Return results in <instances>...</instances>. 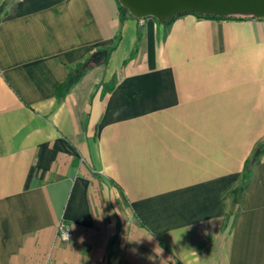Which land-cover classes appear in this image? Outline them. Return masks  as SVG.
<instances>
[{"label":"crops","instance_id":"crops-1","mask_svg":"<svg viewBox=\"0 0 264 264\" xmlns=\"http://www.w3.org/2000/svg\"><path fill=\"white\" fill-rule=\"evenodd\" d=\"M4 1L0 264H264V19Z\"/></svg>","mask_w":264,"mask_h":264},{"label":"water","instance_id":"water-1","mask_svg":"<svg viewBox=\"0 0 264 264\" xmlns=\"http://www.w3.org/2000/svg\"><path fill=\"white\" fill-rule=\"evenodd\" d=\"M138 18L168 20L176 15L193 13L227 17L251 15L264 19V0H119Z\"/></svg>","mask_w":264,"mask_h":264},{"label":"trees","instance_id":"trees-1","mask_svg":"<svg viewBox=\"0 0 264 264\" xmlns=\"http://www.w3.org/2000/svg\"><path fill=\"white\" fill-rule=\"evenodd\" d=\"M11 0H5L4 3L5 5H7ZM14 1V0H13ZM118 4H119V11H120V15H121V19H124L125 17V12H129V9L126 8L125 6H123L119 0H117ZM195 15L199 18L202 19H214V20H243V19H248V18H255L254 16L251 15H230L227 17H219V16H212V15H199V14H193V13H184L181 15H176L174 17H171L168 20H160V19H156L160 22H164L166 24H171L173 23L177 18L184 16V15ZM114 50L113 49H108L104 52H101L100 54H97L96 57H92L89 60H87L85 63L79 65L76 69V72H78L79 76L81 77L82 75H84L88 70H90L91 68L100 65V63L104 62L109 55L111 54V52ZM135 56V52L132 54L131 58H134ZM75 71H73L72 69H70V78L69 81H67L66 84L59 86L57 89V95L59 97V99H63L66 96L67 91L71 88L72 85H74L76 83V79L73 80V75ZM77 78V76H76ZM70 80H73L70 82ZM264 156V141H262L256 148L253 157L251 158V160H249L246 165H245V174L244 177H247L253 172L254 167L261 161L262 157Z\"/></svg>","mask_w":264,"mask_h":264},{"label":"rangeland","instance_id":"rangeland-1","mask_svg":"<svg viewBox=\"0 0 264 264\" xmlns=\"http://www.w3.org/2000/svg\"><path fill=\"white\" fill-rule=\"evenodd\" d=\"M117 203H118V207L119 209L122 208V205H124V201L122 200V197H120L119 200H117ZM124 217V228H123V234L125 235V237L122 239V241H125V242H132V241H136L137 240V234L135 233V231L133 229H128L127 230V227L125 226V224L127 223L126 221V218L125 216L123 215ZM130 227V225H129ZM121 241V240H120Z\"/></svg>","mask_w":264,"mask_h":264},{"label":"built area","instance_id":"built-area-1","mask_svg":"<svg viewBox=\"0 0 264 264\" xmlns=\"http://www.w3.org/2000/svg\"><path fill=\"white\" fill-rule=\"evenodd\" d=\"M66 233H68L69 239L65 238ZM57 235L59 240L63 242H69L73 238V233L71 227L64 221L60 222L57 227Z\"/></svg>","mask_w":264,"mask_h":264},{"label":"clouds","instance_id":"clouds-1","mask_svg":"<svg viewBox=\"0 0 264 264\" xmlns=\"http://www.w3.org/2000/svg\"><path fill=\"white\" fill-rule=\"evenodd\" d=\"M65 238H66V239H69L68 233H66Z\"/></svg>","mask_w":264,"mask_h":264}]
</instances>
